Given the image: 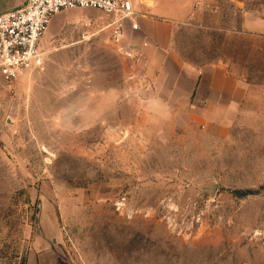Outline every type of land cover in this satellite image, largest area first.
<instances>
[{
	"label": "rangeland",
	"instance_id": "rangeland-1",
	"mask_svg": "<svg viewBox=\"0 0 264 264\" xmlns=\"http://www.w3.org/2000/svg\"><path fill=\"white\" fill-rule=\"evenodd\" d=\"M163 6L182 60L224 63L245 99L147 110L110 19L55 15L43 69L0 78V264L36 237L59 264H264V0Z\"/></svg>",
	"mask_w": 264,
	"mask_h": 264
},
{
	"label": "crops",
	"instance_id": "crops-1",
	"mask_svg": "<svg viewBox=\"0 0 264 264\" xmlns=\"http://www.w3.org/2000/svg\"><path fill=\"white\" fill-rule=\"evenodd\" d=\"M26 1L0 0V14L19 9ZM131 1L135 10H139V15L134 18L137 28L132 29L130 22L124 23L121 37L124 51L130 52L127 57L133 65L131 75L146 95V103L152 106L147 110L221 113L245 99L244 85L228 75L224 63L198 68L182 60L173 47L174 25L167 17L163 18V4L167 0H142L139 6L135 0ZM169 13L173 16L177 12L170 8ZM39 240L34 239V250L29 253L27 264H59L55 260L58 257L56 246L40 245Z\"/></svg>",
	"mask_w": 264,
	"mask_h": 264
},
{
	"label": "built area",
	"instance_id": "built-area-1",
	"mask_svg": "<svg viewBox=\"0 0 264 264\" xmlns=\"http://www.w3.org/2000/svg\"><path fill=\"white\" fill-rule=\"evenodd\" d=\"M94 9L110 19L114 34L125 22L136 29L139 15L131 0H27L23 7L0 14V78L11 84L43 69V36L52 18L62 11Z\"/></svg>",
	"mask_w": 264,
	"mask_h": 264
},
{
	"label": "water",
	"instance_id": "water-1",
	"mask_svg": "<svg viewBox=\"0 0 264 264\" xmlns=\"http://www.w3.org/2000/svg\"><path fill=\"white\" fill-rule=\"evenodd\" d=\"M125 53L130 55V52L125 50ZM200 191H206L209 193L210 197L212 198L214 196V193L216 191V187L215 185H208V186H204V187H199L198 188Z\"/></svg>",
	"mask_w": 264,
	"mask_h": 264
}]
</instances>
